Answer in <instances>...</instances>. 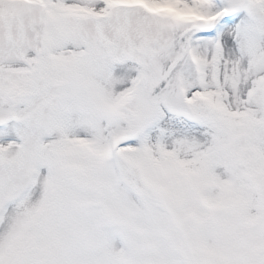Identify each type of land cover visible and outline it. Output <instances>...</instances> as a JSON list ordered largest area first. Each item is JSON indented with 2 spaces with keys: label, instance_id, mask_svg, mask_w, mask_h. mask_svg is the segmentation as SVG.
Masks as SVG:
<instances>
[{
  "label": "snow or ice",
  "instance_id": "6c2138e0",
  "mask_svg": "<svg viewBox=\"0 0 264 264\" xmlns=\"http://www.w3.org/2000/svg\"><path fill=\"white\" fill-rule=\"evenodd\" d=\"M0 264H264V0H0Z\"/></svg>",
  "mask_w": 264,
  "mask_h": 264
}]
</instances>
